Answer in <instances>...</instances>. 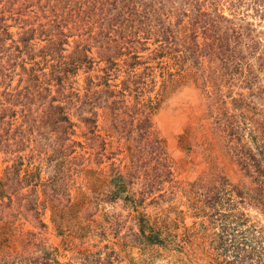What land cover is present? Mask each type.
Listing matches in <instances>:
<instances>
[{"label":"trees","instance_id":"trees-1","mask_svg":"<svg viewBox=\"0 0 264 264\" xmlns=\"http://www.w3.org/2000/svg\"><path fill=\"white\" fill-rule=\"evenodd\" d=\"M177 2L180 3L179 8L173 6L172 0H102L98 8L99 21H96H101L100 32L90 39L94 44L104 43H100L98 54L102 56L99 62H103L106 67L102 69L103 77H96L98 81L95 84L90 82L82 97L79 92L75 94L70 87L65 86L71 75H76L85 67L83 64H91L90 59L85 56L89 50L81 52L84 56L78 61L63 60V45L67 44L68 38L71 37L69 33L64 32L63 26L59 27L55 22L49 24L45 34L48 37L46 40L49 42V49L58 48L59 55L56 59L47 58V61H44V54L38 52L39 56L26 54L22 61H17L19 54L25 52V46L37 40L38 35H43V28L38 35L34 29L24 31L21 47L14 49L16 55L6 50V53H10L4 57V65L0 66V88L8 90L13 77H19V82L25 83L27 79L24 80V77L31 73L34 75L33 92L37 91L36 95H39L43 85L56 88L57 95L46 104L48 121L42 125L49 123L50 127H46V131L44 126V131L40 132V139L45 141L39 151L43 156L36 154L37 160L28 163L23 170V177L19 175V163L11 168L15 174L13 181L6 182L0 178V223H4V218L12 216V212L18 208L38 214L36 194L39 189L42 196H46L42 209L46 203L57 220L73 223L77 228L76 232L85 229L83 223L94 215L92 210L100 204H110L123 199L138 209L143 203V198L138 201L133 195L130 196L127 190L133 185L132 175L129 172L123 174L119 167L111 168L113 163L110 164L111 179L108 190L102 191L98 180L91 183L87 181L85 186H81L83 193H80L77 202H73L70 191L74 176L78 178L77 175H83L87 171L82 168V163H75L83 158L81 155L73 156L75 158L71 161L66 160L75 153L76 148H82L80 143L71 142L69 139L73 132H70L72 128L68 105L75 97L81 109H78V112L84 114L81 118L89 124V134L94 137L95 142L100 139L97 133L98 111H101L108 121L106 132L110 137H118L120 140L123 132H136V148H139L141 141L140 149L155 153L157 162L162 159L164 165L161 167L166 169V176H171L170 166L165 163L164 143L155 137L152 131L151 115L159 105L160 94L154 98L149 97L155 87L156 71L162 70L160 77H163V71L167 72L168 67L167 63L163 64V59L169 58L174 63L172 66H177L175 75L181 76L184 71H188L189 79L199 82L206 97V119L210 122L212 134L225 149L231 162L236 165L243 180L238 188L228 183L224 177L210 174L211 177L209 175L196 185L198 192L192 199L190 210L195 218H205L209 224L205 226L204 233L194 235L200 236V243L195 245L198 251L192 255L197 257L200 252L208 258L206 264H264V225L253 220L251 223L243 211L235 209L237 201V204L256 209L259 217L264 220V109L253 108L254 104L249 102L248 105L252 107H248L247 114L246 105L242 107L241 104L242 94L240 93L238 99L229 95L236 82L248 86V89L254 88L258 98L264 95V87L260 88L255 83L260 75H264V35L261 38L260 32L252 24H242L247 16L264 21V0ZM224 5L231 18L221 14ZM152 37L155 38L153 45L157 46L151 52L152 57L144 58L140 54L150 50L147 43ZM154 61L156 66L150 65V62ZM89 68L87 67V70ZM113 72H122L125 76L120 90H116L117 85L108 83L109 77L115 75ZM167 76L170 78L174 75L167 73ZM18 85L8 92L12 95L4 93L8 97L1 105L10 108L18 105L13 100V97L17 98L13 93H16L14 91H17ZM30 85L31 82L27 80L24 90L29 91ZM100 86L103 89L97 90ZM224 89L227 91L224 92ZM251 94L247 99L251 100L255 96L253 90ZM102 95H105L103 99L100 98ZM87 105L92 111L81 112ZM5 110L1 109L2 112ZM3 119L1 114L0 122H3ZM55 127L61 128V132L53 137ZM100 142L103 148L105 140ZM45 150L50 152L46 156ZM43 166L51 167V173H48L49 177L44 181L40 177ZM27 187L30 189L22 194V190ZM21 197L22 200L19 199ZM14 199H19L16 209L13 206ZM142 224L141 236L144 242L149 246L160 244L163 230L154 224L149 225L147 220ZM143 229H146L147 236ZM211 230L214 231L210 232ZM197 260L204 261L199 258ZM55 263L61 264L47 255L40 259V264Z\"/></svg>","mask_w":264,"mask_h":264},{"label":"rangeland","instance_id":"rangeland-1","mask_svg":"<svg viewBox=\"0 0 264 264\" xmlns=\"http://www.w3.org/2000/svg\"><path fill=\"white\" fill-rule=\"evenodd\" d=\"M172 2L175 8L180 7L177 0ZM101 3L102 0H0V66L4 65L6 61L4 57H7L8 53L17 54L14 49L17 46L21 47L24 39L22 34L29 29L36 30L37 35L42 28L44 32L43 35L37 36V40L25 46V52L19 54L17 61H22L26 54L38 52L44 54V61H47V58L56 59L59 55L58 48L49 49V42L46 40L48 37L45 35L49 24L55 22L59 27L63 26L65 33L71 35L68 43L62 48L63 60L78 61L84 56L81 52L85 49L89 50L85 56L90 59L92 65L83 64L85 67L76 75H71L65 86V88L70 87L75 94L79 92V96L82 97L90 82L95 84L98 81L96 77L99 79L103 77L102 69L106 67L103 62H99L102 56L98 54L100 43H104L94 44L90 39L100 32L101 21L99 23L96 21H99L98 8ZM224 6L221 14L231 18L226 5ZM243 12L244 9L241 10V13ZM246 23L252 24L263 38L264 21L247 16L242 24ZM154 40L155 38L152 37L147 43L149 51L141 52L140 55L144 58L152 57L151 52L157 46L153 45ZM6 50L10 52L6 53ZM163 62H165L163 64L167 63L169 68L167 67V72L163 71V77H160L162 70L156 71L155 87L149 97L154 98L160 94L159 105L151 115L152 131L154 136L164 143L165 163L170 166L171 176H166V169L161 167L162 164L164 165L162 159L157 162L155 153H150L148 149H140L141 141L139 148H136L138 145L136 132L132 131L128 134L123 132L120 140L118 137H110L106 132L108 121L102 116L101 111H98L97 122L100 139L95 142L94 137L89 134V124L81 118L84 114L78 112L80 106L74 97L68 105L72 128L70 132H73L69 139L71 142L80 143L82 148H76L75 153L66 160L71 161L75 158L73 156L81 155L83 158L75 163H82V168L87 172L77 175L78 178L74 176L70 191L73 202H77L78 196L84 191L82 187L87 181L91 183L98 180L102 191L108 190L111 179L110 164L113 163L111 168L119 167L123 174L129 172L132 175L133 185L127 189L128 194L133 195L138 201L143 198V203L138 209L133 208L128 200L123 199L110 204H100L98 208L92 210L94 215L83 223L85 229L76 232L77 228L73 223L57 220L46 203L42 209V202L45 201L46 196H42L39 189L36 194L39 204L38 214L18 208L12 212V216L4 218V223H0V264H40L41 257L45 255L61 264H99V262L100 264H189L190 262L206 264L208 258L200 252L197 253V257L192 255L198 251L195 245L200 243L198 238L200 236L194 235L204 233L205 226L209 224L205 218H195L190 210L192 199L198 192L196 185L210 174L224 177L228 183L238 188L243 180L236 165L231 162L225 149L212 134L210 122L206 119L207 101L199 82L189 79L188 71H184L181 76L175 75L177 66L173 67L174 63L169 58L163 59ZM150 65L156 66V62H150ZM26 66L28 68L29 64ZM87 67L90 68L87 70ZM113 73L115 75L112 76L110 73L108 83L117 85L116 90H120L125 76L122 72ZM167 73L174 75L170 77L172 79L168 78ZM33 76L29 73V76L24 77V80L31 82L29 91L23 88L27 80L25 83H20L19 77H13L8 90L0 88V115L3 114L4 118L3 122H0V178L6 182L13 181L12 178L15 176L11 168L21 163L18 169L20 177H23V170L29 162H34L36 154L43 156L39 151L42 150L45 141L40 139V132L44 131L43 127L48 121L46 104L55 98L57 93L56 88L43 85L38 93L40 96L36 95L37 91L33 92ZM255 83L260 88L264 87V75H260ZM17 84H19L17 91L13 93L17 98L13 97V100L18 105L11 108L1 105L8 96L12 95L8 92ZM234 85L229 95L238 99L242 94L241 104L242 107L246 105L245 113L248 107H252L248 105L249 102L254 104H252L253 108L264 109V95L258 98L254 88L248 89V86L237 82ZM101 89L102 86L97 88V90ZM251 90L255 96L250 100L247 98ZM226 91L224 89V92ZM104 97L105 95L100 96L101 99ZM1 109L6 110L2 112ZM84 111L87 113L92 110L87 105L81 112ZM10 115L13 116L9 117ZM87 116L89 117V114ZM43 122L45 123L42 125ZM46 127H50V124L45 126L47 131ZM60 129H55L53 137L60 135ZM102 139L105 140L103 148L100 142ZM45 151L44 156L50 153L49 150ZM48 173H51V167L43 166L40 172L42 181L49 177ZM28 189L30 187L22 190L21 193L24 194ZM19 199L22 200V197ZM19 199H14V209L18 206ZM235 209L243 211L251 223L253 220L264 225V220L259 217L256 209L237 204V201ZM25 214L27 215L24 216ZM145 220L149 225L154 224L163 230L160 244L149 246L144 242L141 230ZM212 231L214 230L210 232ZM144 233L148 235L146 229ZM198 258L204 261L197 260Z\"/></svg>","mask_w":264,"mask_h":264}]
</instances>
